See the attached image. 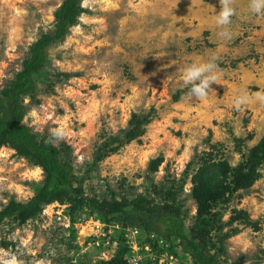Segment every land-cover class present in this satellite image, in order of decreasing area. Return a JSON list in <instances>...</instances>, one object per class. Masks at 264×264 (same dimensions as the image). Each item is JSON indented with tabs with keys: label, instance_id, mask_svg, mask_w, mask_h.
Here are the masks:
<instances>
[{
	"label": "rangeland",
	"instance_id": "rangeland-1",
	"mask_svg": "<svg viewBox=\"0 0 264 264\" xmlns=\"http://www.w3.org/2000/svg\"><path fill=\"white\" fill-rule=\"evenodd\" d=\"M64 1L0 0V92L22 70L30 46L55 31V13ZM81 4L85 13L78 24L49 48L48 63L34 76L37 91L23 101L24 123L52 139L87 196L119 201L144 195L162 203L172 191L186 225L195 226L193 180L199 170L213 162L236 168L264 139V104L252 101L237 109L232 102L241 89L264 92V16L252 13L250 0H233L232 38L224 40L215 23L220 0ZM213 56L220 79L207 99L192 102L183 69ZM135 114L151 118L142 135L97 160L110 138L131 128ZM54 129L63 130L62 139L54 138ZM259 173L250 188L215 207L226 224L212 234L218 249L223 241V264H264V165ZM44 182L41 168L0 147V211L11 200L30 201ZM71 209L57 202L26 224L6 220L0 226V264L114 259L122 250V226L84 207ZM236 209L250 222L229 224ZM176 251L180 261L191 262L178 244Z\"/></svg>",
	"mask_w": 264,
	"mask_h": 264
},
{
	"label": "trees",
	"instance_id": "trees-1",
	"mask_svg": "<svg viewBox=\"0 0 264 264\" xmlns=\"http://www.w3.org/2000/svg\"><path fill=\"white\" fill-rule=\"evenodd\" d=\"M82 0H65L55 13L56 27L53 33L43 34L30 46L29 54L23 62L22 70L0 92V147H9L22 158L28 159L41 168L45 174L42 188L28 202L11 200L0 211V226L6 220H16L20 225L36 218L44 209L54 203H68L74 213L78 208L90 210L92 216H98L105 223H116L124 228L139 227L148 235V242L156 235L170 247V253L178 255L177 244L188 254L193 264H223L221 256L224 248L218 249L214 243L213 232H222L226 224L221 213L215 210L220 202H228L234 193L250 188L260 178L259 170L264 165V139L255 146L246 162L233 168L227 162L204 165L193 180V197L197 202V222L188 227L183 211L177 205L175 194L166 191L167 199L157 203L155 199L140 195L135 199L101 200L89 197L82 186H75L71 166L62 161L59 149L48 136L41 137L24 123L26 97L35 98L37 83L34 79L49 61V48L64 41L70 29L77 25L80 16L85 13ZM151 122L150 116L135 114L125 135L110 138L97 157L103 159L107 154L117 152L120 144L129 143L142 135L143 129ZM119 144V145H117ZM106 150V151H105ZM161 159L152 162V171H157ZM157 193V192H156ZM163 194V191L158 192ZM171 198L172 201H169ZM249 221V215L234 210L229 224ZM228 237L225 236V239ZM178 242V243H175ZM122 250L104 264H127L129 249L121 235ZM216 249H218L216 251Z\"/></svg>",
	"mask_w": 264,
	"mask_h": 264
},
{
	"label": "clouds",
	"instance_id": "clouds-1",
	"mask_svg": "<svg viewBox=\"0 0 264 264\" xmlns=\"http://www.w3.org/2000/svg\"><path fill=\"white\" fill-rule=\"evenodd\" d=\"M221 10L215 16V23L220 29L218 36L224 40H230L232 33L228 26L231 18L235 14L233 0H220ZM252 13L257 16H264V0H250ZM216 57L213 56L202 63H192L185 67L182 72V81L188 86L187 96L190 101H203L213 92L211 85L217 83L220 79V72L216 63ZM252 101L264 104V92H256L250 95L247 90L241 89L233 97L234 106L239 109ZM53 136L55 139H62L64 132L62 129H54ZM13 264V262H9Z\"/></svg>",
	"mask_w": 264,
	"mask_h": 264
},
{
	"label": "built area",
	"instance_id": "built-area-1",
	"mask_svg": "<svg viewBox=\"0 0 264 264\" xmlns=\"http://www.w3.org/2000/svg\"><path fill=\"white\" fill-rule=\"evenodd\" d=\"M121 229L124 243L129 249L126 255L127 264H193L192 261L184 263L179 260L178 255L171 254L170 245L164 240H157L156 235L150 236L152 243L147 241L148 235L143 238L144 232L139 227Z\"/></svg>",
	"mask_w": 264,
	"mask_h": 264
}]
</instances>
